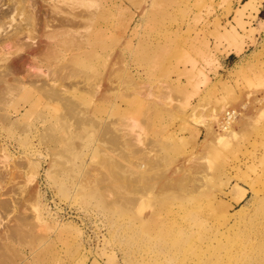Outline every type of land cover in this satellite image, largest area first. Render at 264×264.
Here are the masks:
<instances>
[{
  "label": "rangeland",
  "instance_id": "1",
  "mask_svg": "<svg viewBox=\"0 0 264 264\" xmlns=\"http://www.w3.org/2000/svg\"><path fill=\"white\" fill-rule=\"evenodd\" d=\"M84 1L99 22L81 31L106 36L109 70L122 55L127 75L97 97L71 87L55 104L28 84L3 102L0 173L25 172L0 181V201L18 199L0 217V264H264V0ZM57 48L84 84L91 60L72 55L88 46Z\"/></svg>",
  "mask_w": 264,
  "mask_h": 264
},
{
  "label": "bare ground",
  "instance_id": "2",
  "mask_svg": "<svg viewBox=\"0 0 264 264\" xmlns=\"http://www.w3.org/2000/svg\"><path fill=\"white\" fill-rule=\"evenodd\" d=\"M39 1L40 0H9V2H12V6L10 4L12 10L0 13V27L6 28L8 24L15 20L18 21L19 19V22H17L16 25H13L10 31L0 34V107L3 102L9 98L8 96L10 95V92L14 93L15 88L19 89L28 84L33 88H37L36 90H39V92L42 93V96H45L46 98L50 97L52 100H56L55 104H58L60 101L66 99L63 95L68 93L71 87L77 89L79 87V89H83L91 96L97 97L104 84H106V89L109 90L110 88H114L115 84L113 83V80L115 78L119 82H123L125 75H127V68L123 65V56L120 55L109 70L110 59L107 58L109 56L106 57L105 55L107 54L103 55V49L104 47L107 48L108 45L103 44L98 46L95 40L98 37L106 39V36L97 35L98 33L96 34L95 31H93V28L90 31L89 29L84 32L81 31L80 26L85 21L89 22L88 28L98 27L99 21L93 18L94 15L92 10L89 9L90 6L88 2L86 3L84 0H58V3L51 4V7L46 5L48 8L50 7V9L49 11H44V8L40 9L41 5L38 4ZM63 5L67 7L68 11L63 10ZM81 7L85 9L79 11L78 9ZM85 15H89V18H85ZM93 19L97 23L94 24V26H92ZM9 26L11 25H8V27ZM97 31L99 32L98 29ZM103 32L106 34V31ZM99 34L101 33L99 32ZM57 46H62L65 52L70 51L71 48L72 50H79L88 46L86 50L81 51V54L72 55V58L76 60H79L83 56L89 58L88 61L91 60L88 63V69L90 70L91 75L86 81H84V84H82V81H70L72 78L70 72L71 70H75V67L68 61L62 63L54 61L53 56L55 57V54H57ZM28 49H30L31 52H28ZM3 52L8 53L9 55L7 56ZM22 53H24L27 58H24L20 64L15 63L14 59L18 58ZM101 57L104 58V60ZM98 58H101L103 63L101 71H97V67L95 66L97 63L93 61H97ZM44 67H46L48 71L45 78L43 77L44 75L42 71L39 73ZM96 72H98L99 75H97ZM106 72L108 76H106ZM47 77L53 82H50L52 84L49 83L51 85L50 87L48 86L49 88L44 87V84L47 83L45 82ZM40 80L42 83H40L41 86H38L36 82H40ZM46 81H48V78ZM49 84L47 83L45 86ZM59 87H61V90ZM40 89L43 90V92L40 91ZM104 95L103 98H106L107 94L104 93ZM11 99L12 98H9L6 102H9ZM37 100H43V97L39 96L37 97ZM226 115L227 125L222 127L224 131L228 130L230 126L229 124H232L231 122L236 118L235 112H227ZM78 119L79 124L85 120L83 118ZM0 120L2 123L8 122L9 117L0 114ZM195 120L197 121V119H194L193 123L196 122ZM197 122L202 123L199 120ZM104 128L106 133L110 134L109 140L111 142L121 143L119 135L114 133V131H111L107 126ZM50 130L52 131H48L47 134H45L47 140L54 143L59 142L62 135L60 136L55 133L53 128ZM217 137L219 139L222 135L219 134ZM23 170L24 169L21 167L20 163H15L12 167L8 168L6 173H0V181L4 182V186L5 184L8 186L15 181L16 177L23 176ZM26 188L27 187L24 185H17V193L19 197L23 198L26 195ZM243 195L244 193L242 192L240 198ZM10 197H12L11 202L7 199L0 201V217L3 213L7 214L9 210H17L16 202L18 199H13V196Z\"/></svg>",
  "mask_w": 264,
  "mask_h": 264
}]
</instances>
